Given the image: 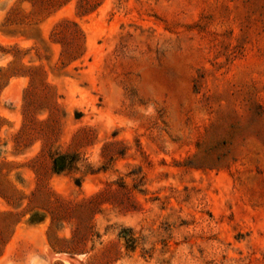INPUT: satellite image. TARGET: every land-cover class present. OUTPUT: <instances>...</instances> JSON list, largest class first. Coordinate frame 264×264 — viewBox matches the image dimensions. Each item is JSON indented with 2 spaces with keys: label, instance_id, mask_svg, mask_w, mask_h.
<instances>
[{
  "label": "rangeland",
  "instance_id": "1",
  "mask_svg": "<svg viewBox=\"0 0 264 264\" xmlns=\"http://www.w3.org/2000/svg\"><path fill=\"white\" fill-rule=\"evenodd\" d=\"M37 6L0 0V264H264V0Z\"/></svg>",
  "mask_w": 264,
  "mask_h": 264
},
{
  "label": "trees",
  "instance_id": "2",
  "mask_svg": "<svg viewBox=\"0 0 264 264\" xmlns=\"http://www.w3.org/2000/svg\"><path fill=\"white\" fill-rule=\"evenodd\" d=\"M32 3L38 4L37 8L47 9L50 4L54 3L55 10H59L62 6H64L70 0H31ZM90 0H79L78 10L80 12H85V7L88 6ZM55 33L56 36H59L62 41H64V50L61 54V57L64 59H69L70 61L76 60L80 56V49L82 45V37L77 29L76 25L72 22L63 21L57 24ZM35 83L32 78L31 85L29 89L26 90L27 99H25V120L21 130L18 132L15 137V144L18 145L21 143V139L28 135L29 132L33 129L34 120L32 116V108L34 106V98L37 96L38 91L35 87ZM42 98L47 99L51 103L52 108V116H51V124L46 127V134L49 136H53L57 133V123L59 117V111L57 108V104L55 101V95L51 92L50 88L46 85H42ZM84 134V133H83ZM87 138L84 136V139ZM44 146V144H43ZM50 159V170L53 174L59 175L62 173H70L73 170L77 169V165L79 163V157L76 153H67L62 152L56 148L52 153L49 154ZM92 173V172H91ZM97 196L93 197L88 201L90 204L92 201L96 200ZM7 219H5L6 221ZM8 221V220H7ZM7 232V225H4L3 229L0 230V240L3 235ZM76 236V235H75ZM125 244L128 248L133 249V240L132 238H124Z\"/></svg>",
  "mask_w": 264,
  "mask_h": 264
},
{
  "label": "bare ground",
  "instance_id": "3",
  "mask_svg": "<svg viewBox=\"0 0 264 264\" xmlns=\"http://www.w3.org/2000/svg\"><path fill=\"white\" fill-rule=\"evenodd\" d=\"M68 255H53L52 256V258H61V259H63L67 264H76V263H73V262H71L69 259H68V257H67Z\"/></svg>",
  "mask_w": 264,
  "mask_h": 264
},
{
  "label": "water",
  "instance_id": "4",
  "mask_svg": "<svg viewBox=\"0 0 264 264\" xmlns=\"http://www.w3.org/2000/svg\"><path fill=\"white\" fill-rule=\"evenodd\" d=\"M67 257H68V259H69L71 262L76 263V264H80V262H79V260H78L77 257H75V256H67Z\"/></svg>",
  "mask_w": 264,
  "mask_h": 264
}]
</instances>
